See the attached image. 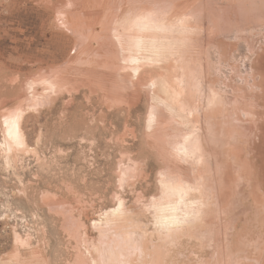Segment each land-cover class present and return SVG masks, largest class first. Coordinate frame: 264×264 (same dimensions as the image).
Listing matches in <instances>:
<instances>
[{
  "label": "rangeland",
  "instance_id": "obj_1",
  "mask_svg": "<svg viewBox=\"0 0 264 264\" xmlns=\"http://www.w3.org/2000/svg\"><path fill=\"white\" fill-rule=\"evenodd\" d=\"M143 24L178 44L173 70L134 73ZM180 58L194 73L187 109L159 87ZM262 83L264 0H0V264H113L116 253L132 264H264ZM195 124L202 164L178 151ZM184 181L208 206L168 236L153 203ZM120 200L114 223L105 212Z\"/></svg>",
  "mask_w": 264,
  "mask_h": 264
},
{
  "label": "bare ground",
  "instance_id": "obj_2",
  "mask_svg": "<svg viewBox=\"0 0 264 264\" xmlns=\"http://www.w3.org/2000/svg\"><path fill=\"white\" fill-rule=\"evenodd\" d=\"M156 8V7H155ZM154 9V8H153ZM148 18V17H146ZM142 22V21H141ZM141 24V23H140ZM147 24V22H146ZM149 24V23H148ZM162 25V24H161ZM143 27L140 28V31H139V34L136 35V37H134L135 39L133 40V42L131 43V47H130V50L132 51V55L130 57V60H128L130 63H131V66H132V69L134 71V73L138 72L140 69H157L159 71H163L164 69H174L173 67L177 64H173L172 66H169V62L167 60L168 58V54L172 56L173 52L174 54H179L178 53V50H177V53H175V50L179 47L178 44L176 45L174 42H171V41H159L160 39H157V34H156V31H157V28L152 30L153 28H151V30L149 29L150 27H148L147 25L143 24L142 25ZM150 26V24H149ZM158 26V25H157ZM166 26V25H164ZM140 27V26H139ZM138 27V28H139ZM152 27V26H151ZM156 27V25H155ZM154 27V28H155ZM164 30V29H163ZM166 30V29H165ZM158 32V31H157ZM210 33V32H209ZM208 33V34H209ZM133 39V38H132ZM167 40V39H166ZM205 43V42H204ZM184 53V52H182ZM181 53V54H182ZM250 53V52H249ZM252 55V54H250ZM204 56V55H203ZM182 57V56H181ZM191 58V57H190ZM181 59V62H180V65H179V68H180V74L179 75H176L174 76L173 78L170 79V77L168 76H163L160 80V89L164 92H168V94H170V97L172 98H175L177 101H180V108H186L187 109V106L190 104H188L189 100L187 97H189L185 91L186 90H192L190 87H192L190 85V78H191V74L193 75L194 73H191L190 70H189V63L188 65H186L184 63V59L183 58H180ZM184 60V61H183ZM253 60V59H252ZM178 62V60H177ZM257 62V61H256ZM196 63V62H195ZM204 63V62H203ZM254 63V61H253ZM179 64V63H178ZM130 65V64H129ZM198 65V64H196ZM143 67V68H141ZM192 68V67H191ZM196 68V67H195ZM242 70V69H241ZM192 71V70H191ZM207 71V70H206ZM258 71V70H257ZM201 72V71H200ZM133 73V75H134ZM135 73V74H136ZM243 73V72H242ZM260 73V72H259ZM262 74V73H261ZM240 75V74H239ZM195 76V75H194ZM200 76V75H199ZM212 76V75H211ZM153 77V76H152ZM155 77V76H154ZM190 77V78H189ZM205 77V76H204ZM156 78V77H155ZM153 79V78H152ZM203 79V78H202ZM262 79L260 80V82H262ZM154 80V79H153ZM152 81V80H151ZM196 81V80H195ZM204 81V80H203ZM157 82V81H156ZM194 82V81H193ZM154 83V81H153ZM192 83V81H191ZM199 83V82H197ZM210 84V83H209ZM208 84V86H209ZM264 84V83H262ZM178 87H177V86ZM215 85V83H214ZM155 86V85H154ZM207 86V85H206ZM262 86V85H261ZM157 87V86H155ZM219 88V87H218ZM158 89V88H157ZM193 91V90H192ZM221 91V90H220ZM160 92V90H159ZM201 94V93H200ZM204 94V93H203ZM215 95V94H214ZM159 96V95H158ZM157 96V97H158ZM186 96V98H184ZM156 97V96H154ZM160 97V96H159ZM201 97V96H200ZM241 97V96H240ZM183 100H182V99ZM198 97H196L197 99ZM205 98V97H204ZM215 98V96H214ZM220 98V97H218ZM153 99V97H152ZM155 99H158V98H155ZM154 99V100H155ZM208 99V98H207ZM223 99V98H222ZM182 100V101H181ZM210 100V99H209ZM215 100H217L215 98ZM159 102V100H157ZM198 101V99H197ZM204 102V100H202ZM221 102V99L219 100ZM223 101V100H222ZM256 101V100H255ZM193 102L195 103V101L193 100ZM160 103H161V100H160ZM205 103V102H204ZM203 103V105H204ZM212 103V102H211ZM187 104V105H186ZM198 103L193 104L192 106L194 107H191L192 109H189L191 110V114L193 118H195L196 120L195 121H198L200 117H202L201 115L204 113V110L202 112V108H199L196 107ZM202 104V103H200ZM206 104V103H205ZM207 108H206V112H207V109H208V106L210 105L209 102H207ZM222 104V102H221ZM241 104V103H240ZM164 105L165 106H168L170 108V104L168 101H164ZM163 105V106H164ZM246 105V103H245ZM254 105V103H253ZM201 106V105H200ZM222 106V105H221ZM166 107V108H168ZM203 107V106H201ZM218 107V106H217ZM244 107V110L245 109V106ZM248 107V106H247ZM256 107V106H255ZM171 108L173 109V107L171 106ZM189 108V107H188ZM211 108V107H210ZM209 108V109H210ZM183 109V110H184ZM208 109V110H209ZM212 109V108H211ZM249 109V108H248ZM247 109V110H248ZM171 110V109H170ZM223 110V108H222ZM172 111V110H171ZM264 111V110H263ZM173 112V111H172ZM188 112V111H187ZM188 112V113H189ZM254 112V110H252V113ZM259 111H255V113H258ZM183 113V112H182ZM187 113V114H188ZM264 113V112H263ZM195 114V115H194ZM244 114V113H243ZM224 115V114H223ZM191 116V115H190ZM259 117L260 116V113L258 115ZM182 117V116H181ZM180 117V118H181ZM186 117V116H185ZM256 117V116H255ZM187 118V117H186ZM190 118V117H189ZM253 118V117H252ZM182 119V118H181ZM201 119V118H200ZM203 119V118H202ZM241 119V118H239ZM247 119V118H246ZM250 119V118H249ZM247 119V120H249ZM261 119V118H260ZM184 120V119H183ZM189 120V119H188ZM187 120V121H188ZM254 120V119H253ZM205 121V120H204ZM222 121V120H221ZM237 121V120H236ZM259 121V120H258ZM257 121V122H258ZM192 122V121H191ZM228 122V121H227ZM243 122V123H241ZM240 124H246L247 121H242L241 120ZM261 122H262V119H261ZM193 123V122H192ZM239 123V122H238ZM186 124H188L186 122ZM191 124V123H190ZM244 124V125H245ZM196 125V124H195ZM218 125V124H217ZM221 125V123H220ZM219 125V126H220ZM249 124H247L246 126L248 127ZM259 125V123H258ZM226 126V125H225ZM260 126V125H259ZM6 128H7V132H8V138H10V140L12 142H18L19 141V132H18V121L15 117H11V118H8L6 120ZM205 128V127H204ZM220 128V127H219ZM252 128V127H251ZM262 129V142L264 144V124L262 123L261 127H259ZM261 129H259L261 131ZM245 130V129H244ZM243 130V131H244ZM222 131V130H221ZM247 131V130H246ZM225 132V130H224ZM249 132V131H247ZM246 132V133H247ZM200 126L196 125V126H193L192 129H191V132L189 135L186 136L185 138V141H182L178 144V151L183 154V155H187L189 154L191 157H193L195 159V161L198 163V164H202L206 161H204V158L203 156L206 154L205 151L203 152L202 150H204L205 148H203V146H201V143L200 141H202L200 135ZM232 133V132H230ZM260 133V132H259ZM202 134V133H201ZM204 134V133H203ZM238 135V134H237ZM258 135V134H257ZM207 136V135H206ZM246 136H248L246 134ZM255 137V136H254ZM258 137V136H257ZM206 138V137H205ZM251 138V137H250ZM258 139V138H257ZM190 141V144L187 145L186 144V141ZM247 140V139H246ZM206 142V141H205ZM236 142V141H235ZM256 142V141H255ZM248 143V142H247ZM250 143V142H249ZM257 143V142H256ZM205 144V143H204ZM232 144V143H231ZM254 144V143H253ZM251 144V145H253ZM260 144V143H259ZM210 145V144H209ZM255 145V144H254ZM201 147H202V150H201ZM210 147V146H208ZM210 149V148H209ZM262 149H264V147H262ZM201 152H200V151ZM254 151V150H253ZM256 151V150H255ZM204 154H203V153ZM203 154V155H202ZM256 155V154H254ZM260 155V154H259ZM264 155V153H263ZM205 157V156H204ZM217 157V156H216ZM206 158V157H205ZM215 158V157H214ZM250 158V157H249ZM256 159V158H254ZM218 160V159H217ZM216 160V161H217ZM221 160V159H220ZM251 160V159H250ZM215 161V159H214ZM215 161V162H216ZM259 161V160H258ZM218 163V162H217ZM214 164V163H213ZM222 164V163H221ZM217 165V164H215ZM213 165V166H215ZM258 165V164H257ZM210 166V165H209ZM212 166V165H211ZM220 169V166H219V163L217 165ZM223 166V165H222ZM263 167V166H261ZM236 168V167H235ZM258 169V168H256ZM214 170H215V167H214ZM222 170V169H221ZM259 170V169H258ZM263 171V170H262ZM218 171L215 172V175L217 174ZM202 173V172H201ZM254 173L257 177V173L256 171L254 170ZM198 174V173H197ZM263 174V173H261ZM219 175V174H218ZM264 175V174H263ZM221 176V175H220ZM202 177V176H201ZM209 177V176H208ZM217 177V176H216ZM263 177V176H261ZM199 178V177H198ZM180 179V178H179ZM197 178H195L196 180ZM203 179V177H202ZM213 180V179H212ZM211 180V181H212ZM183 181V180H182ZM204 181V179H203ZM215 181H216V178H215ZM261 181H264V180H261ZM200 182V181H199ZM208 182V181H207ZM217 182V181H216ZM212 183V182H211ZM209 183V184H211ZM221 183V182H220ZM253 183V182H252ZM196 184V183H195ZM218 185V184H217ZM220 185V184H219ZM222 185V184H221ZM253 186V185H252ZM202 187V186H201ZM210 187V186H209ZM166 188V187H165ZM260 187V182L255 181V193H256V196H258V192L260 191L259 190ZM211 189V188H210ZM213 189V187H212ZM219 190V189H218ZM224 190V189H223ZM263 190V189H262ZM261 190V191H262ZM225 191V190H224ZM203 191H201V188L200 186H194V185H191V183L189 184V182L187 181H184V182H178V183H175V184H167V188H166V196L161 200H158L156 203H153L154 206V213H155V225L157 226V228L162 232V233H166V235L168 236H171L172 234H174L175 231H178L180 228L182 227H190V226H193L194 224L196 225V223H200L203 219L202 217V212H203V209H205L207 206H208V203L206 200L202 199V196H203ZM220 192V191H219ZM209 193V192H208ZM164 194V193H163ZM193 194H196V196H193ZM219 194V193H218ZM263 194H264V190H263ZM211 195V194H210ZM213 195V194H212ZM220 195V194H219ZM205 196V195H204ZM209 196V195H208ZM223 196V195H221ZM212 197V196H211ZM224 197V196H223ZM204 198V197H203ZM213 198V197H212ZM215 198V197H214ZM218 198V197H217ZM220 198V197H219ZM207 199V198H206ZM223 200V199H222ZM225 200V199H224ZM212 200H210L211 202ZM213 202V201H212ZM211 202V203H212ZM215 202V201H214ZM214 204V203H213ZM216 206V205H214ZM221 206V205H220ZM211 206H209L210 208ZM217 209V206L215 208V210ZM214 213V211H213ZM217 213V212H216ZM220 213V212H219ZM124 213V209H123V205H122V201L120 200L118 205L114 208H112L111 210L109 211H106L105 212V216H107L110 220H113L112 222L115 223V221L117 220H120V218L123 216ZM221 214V213H220ZM215 215V213H214ZM125 216V215H124ZM219 217V216H218ZM125 217H123L124 219ZM213 218V217H212ZM214 219V218H213ZM109 220V221H110ZM107 221V220H106ZM124 222V221H123ZM129 225V224H128ZM127 225V226H128ZM155 226V227H156ZM157 229V230H158ZM128 230V231H127ZM126 234H127V237L130 238V236L133 234L134 231H131L129 228H127L126 230ZM146 232V231H145ZM159 232V231H158ZM142 234V233H141ZM145 242V241H144ZM112 245V244H111ZM140 247V246H139ZM119 249V248H118ZM120 250V249H119ZM117 252V251H116ZM123 254V253H122ZM121 254V255H122ZM126 254V253H125ZM142 254V252H141ZM121 255H117V253L115 254L116 258L118 256L117 259H115L114 257V260L112 259V263L113 264H126L125 262L130 260V263L129 264H132L131 263V258L133 255H127L126 254V257L125 255L123 254L122 256ZM143 255V254H142ZM114 256V255H113ZM111 256V257H113ZM120 256V258H119ZM110 257V258H111ZM153 258H157V253H156V256H153ZM104 261V260H103ZM111 261V260H108V262ZM97 261L94 259L93 260V263L92 264H98L96 263ZM128 264V263H127Z\"/></svg>",
  "mask_w": 264,
  "mask_h": 264
}]
</instances>
